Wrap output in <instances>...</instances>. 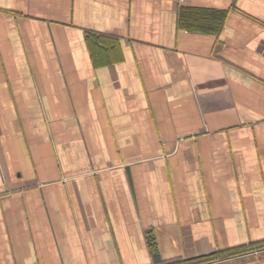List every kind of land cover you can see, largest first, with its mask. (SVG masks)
Returning <instances> with one entry per match:
<instances>
[{
    "label": "crops",
    "instance_id": "1",
    "mask_svg": "<svg viewBox=\"0 0 264 264\" xmlns=\"http://www.w3.org/2000/svg\"><path fill=\"white\" fill-rule=\"evenodd\" d=\"M150 230L264 264V0H0V264H156Z\"/></svg>",
    "mask_w": 264,
    "mask_h": 264
},
{
    "label": "trees",
    "instance_id": "2",
    "mask_svg": "<svg viewBox=\"0 0 264 264\" xmlns=\"http://www.w3.org/2000/svg\"><path fill=\"white\" fill-rule=\"evenodd\" d=\"M224 16L222 13L216 12V10H207V9H199V8H184L180 14V23L189 28H202L206 30H216L219 27V21L223 20ZM149 232V245L153 248L158 256V245L156 244V236L155 233L151 230ZM264 245V244H260ZM242 250L240 249H233V250H226L214 254H209L208 256H204L198 259H179L176 258L174 260L163 261L161 262L157 257L156 264H200L202 262L215 259L225 255H233L238 253Z\"/></svg>",
    "mask_w": 264,
    "mask_h": 264
}]
</instances>
